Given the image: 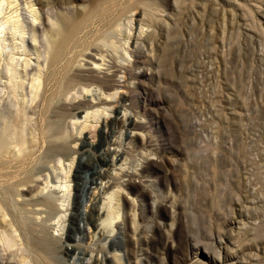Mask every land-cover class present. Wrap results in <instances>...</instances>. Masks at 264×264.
<instances>
[{
	"label": "rangeland",
	"instance_id": "obj_1",
	"mask_svg": "<svg viewBox=\"0 0 264 264\" xmlns=\"http://www.w3.org/2000/svg\"><path fill=\"white\" fill-rule=\"evenodd\" d=\"M3 2L0 24L9 29L17 18L31 31L29 8L38 10L42 24L34 23L38 48H28L32 60L45 51L47 36L56 40L40 106L44 120L51 121L38 123L40 156L0 159V191L6 193L34 166L44 168L58 158L65 165L75 157L80 229L72 231L75 239L69 242L63 235L49 254L60 260L63 248L74 249L70 256L64 253L63 261L81 264L87 246L101 253L99 245L108 241L106 253L124 254L127 264H136L135 256L140 264H264V0ZM130 19L134 34L139 33L127 45ZM51 20L60 25V37L54 36ZM93 53L120 66L110 78L118 81L111 100L120 112L109 115L125 111L134 119L126 128L105 130L107 138L99 145V134L89 137L83 130L78 136L77 129L67 141L64 132L70 120L65 109L88 99L82 83L93 86L101 77L87 71L94 66L78 65ZM84 113L77 112L76 119L82 121ZM122 129L131 135L123 133L124 160L102 163L100 157L107 161L117 149L114 140ZM30 131L27 125L31 145ZM104 171H116L111 180L117 183L138 186L144 217L135 236L118 220L125 232H107L109 238L96 244L92 224L82 217L97 187L110 181ZM245 179L256 189L249 198L255 202L243 201ZM236 201L250 214V228L241 229L246 219L230 222L238 211Z\"/></svg>",
	"mask_w": 264,
	"mask_h": 264
},
{
	"label": "bare ground",
	"instance_id": "obj_2",
	"mask_svg": "<svg viewBox=\"0 0 264 264\" xmlns=\"http://www.w3.org/2000/svg\"><path fill=\"white\" fill-rule=\"evenodd\" d=\"M6 4L8 3H4L3 6ZM29 9L32 20L31 31H25L24 26L19 22L20 19L17 18L12 20L9 18L12 23L11 29L0 24V159L5 160H18L28 156L38 160L40 156L37 155L38 123L39 121L51 122L44 120V107L40 110V106L47 92L46 75L54 57L56 40L47 36L45 51L42 54H36L34 60L31 59L28 48H38L34 45L38 38L34 31L36 29L34 23L39 20L40 25L37 27L39 28L42 21H40V15L36 14L37 9ZM50 22L52 27L55 26L54 36L60 37L62 34L60 25L56 20ZM131 25L130 19L127 25V45L139 33L136 31L137 34H134L135 31L132 30L133 25ZM125 53H129L127 49ZM85 59L86 61L79 62L78 65L80 67L89 64L94 66L87 71L101 74V77H98L96 85L93 86L90 83H82L85 86V94L89 95L88 99L84 98L73 103L70 109L64 108L66 115L70 118L66 122L64 132L67 141L72 139V132L77 129L78 136L83 134V130L87 131L89 137L99 134L97 139V145H99L107 138L105 130L112 132L116 130L114 128L132 124L134 119L125 111L120 117L109 115L114 111L120 112V107L113 105L111 100L117 96L115 88L118 87V81L112 83L110 79L120 66L107 61L101 53L87 55ZM123 98L125 95H119V99ZM80 110L85 112L82 121L76 119L78 117L76 114ZM27 125L31 128V145L26 140ZM122 130L123 132H119L118 141L114 140L117 149L112 151V157L107 161L100 157L99 160L102 163L113 166L124 160L123 133L128 138L131 135L129 131ZM73 152L75 151L70 148V153ZM60 155L63 158L66 157L65 154L60 153ZM74 160L75 157L72 156L64 165L62 163L64 161L58 158L51 165H43L44 168L34 166L29 175L20 177L6 193L0 191V264H65L63 261L65 254L68 256L74 254V249L63 248L60 260H57L48 252L54 251L57 243H62L63 235L66 242L75 239L72 231L80 229L75 223L80 213L77 212L78 208L74 202L77 187L74 181ZM43 171L44 174L41 173ZM134 172L141 174L138 169ZM116 175V171L103 172L102 176L110 177V181L107 180L103 185L99 184L101 186L97 187V191H94L90 198V206L83 213L84 221L92 224L91 239L96 244L109 238L107 232H125L122 225L117 223L118 220H121L128 228H132L135 236L139 222L144 217V213L140 211L141 198L137 194L141 192L138 193V186L130 182L117 183L111 180ZM250 182L249 179H245L243 184L244 202H255L254 198L249 199L256 192ZM114 186L118 189L111 192ZM107 195L109 196L106 197ZM236 205L239 206L238 211L230 222L236 225L242 219H246L242 222L241 229L250 228L249 224L252 223L248 222L250 214L240 209L239 201H236ZM173 207L171 211L174 215L176 210ZM50 220L53 221L50 222ZM55 231L59 235L55 236ZM218 241L221 243V238ZM107 243L108 241H104L99 245L101 253L95 252V247L87 246L83 251L85 256L80 263L127 264L128 259H124V254L114 253L109 256L106 253ZM135 263L140 264L136 256Z\"/></svg>",
	"mask_w": 264,
	"mask_h": 264
}]
</instances>
